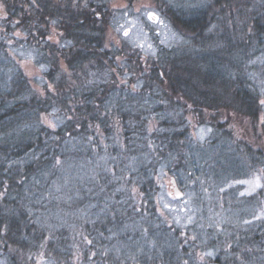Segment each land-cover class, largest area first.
Here are the masks:
<instances>
[{"label":"trees","instance_id":"16d2710c","mask_svg":"<svg viewBox=\"0 0 264 264\" xmlns=\"http://www.w3.org/2000/svg\"><path fill=\"white\" fill-rule=\"evenodd\" d=\"M221 2L216 0L209 13L165 1L164 13L190 44L163 49L152 60L128 45L108 48L109 1L5 3L10 23L28 32L30 42L45 45L53 20L72 42L68 48L50 42L43 47L51 64L45 94L20 71L5 75L0 68V254L10 264H35L42 256L57 264H138L143 254L148 258L141 264H157V252L169 256L162 264H173L175 256L186 260L181 250L196 228L182 235L158 212L160 185L149 175L154 165H146L144 157L151 145L159 154L158 163L179 162V178L189 174L201 196L211 192L209 207L219 204L224 210L237 202L232 192L222 189L224 181L243 173L246 158L250 163L264 161L260 94L252 87L249 71L248 77L241 74L261 52L252 55V47L264 43V24L254 15L255 31L246 20L238 36L222 25L226 43L239 37L244 41L239 51L229 50L235 72L229 64L224 72L222 58L210 49V25L218 19ZM125 72L129 77L124 82L120 76ZM139 81L143 85L137 88ZM53 108L66 117L58 129L41 118ZM154 121L158 125L149 129ZM206 124L214 128V136L202 144L210 157L197 149L202 145L195 144L190 130ZM221 131L224 141L217 136ZM123 147L139 157L127 180L128 168L115 159ZM55 181L62 183V191L50 197ZM245 216L224 220V231L208 236L203 232L200 242L219 238L209 248L220 250L224 240L237 244L238 251L228 257L231 264H264V221L247 225ZM75 224L76 229L68 228ZM75 249L76 261L65 263ZM214 263L222 264L219 253Z\"/></svg>","mask_w":264,"mask_h":264},{"label":"rangeland","instance_id":"374dc122","mask_svg":"<svg viewBox=\"0 0 264 264\" xmlns=\"http://www.w3.org/2000/svg\"><path fill=\"white\" fill-rule=\"evenodd\" d=\"M7 1L8 0H0V68H4L5 75L11 74L12 71H20L35 90L45 94L47 86L51 84L46 76V74L51 71V64L46 59L47 54L43 47H46L47 43L50 42L55 45L57 44L59 47L68 48L72 46V42L65 38L59 31L57 21L55 20L51 21L48 26L46 35L47 41L43 42L46 43L45 45L42 44V46L30 42L26 35L28 32H24L21 27H18L15 23H10V16L8 15L5 6ZM100 1H109L110 4L109 9L111 16L107 37L108 48L111 46L117 48L128 45L142 54H145L149 60H152L153 58H157L163 49H174L190 44V41L186 36L175 27L172 21L164 13L163 3L168 0ZM172 1L183 7L193 8L197 12L202 9H207L210 13L213 11L211 8L216 6V0ZM221 3L222 6H219V11H217L218 19H214L210 25L212 30H214L210 49L216 53L217 58H222L220 63L224 72L229 69L227 64H229L232 71L235 72L236 68L233 69L234 64L229 58V50L231 47L239 51L240 44L242 42L244 43L243 37H239V40L232 43H226L224 35L220 34L223 31L222 25L226 24V26L233 31V36H238L245 21L248 20L250 29L255 31L252 27V17L254 15L260 16L264 24V0H235L233 3H230V5L225 4V0H222ZM240 7L242 10H239ZM149 11H155L163 23H156L153 20L148 19L147 13ZM257 19L260 20L258 17ZM126 32L127 35H125ZM17 33H19V35H17ZM140 45H143V47ZM259 45L258 48H255L254 46L252 47V55L255 54V50L257 49L261 50V52L254 56L251 62H249V64L243 69L241 74H245L248 77L249 71L248 78L251 81L253 89L259 92V100L261 103V101L264 100V43H259ZM50 56L53 57L52 52L50 53ZM128 77L129 75L125 72L124 75L120 76V80L125 82ZM236 77H238L237 74L235 75L234 80ZM91 78L92 75L89 74L87 79L89 80ZM142 85L143 81L136 83L137 88L142 87ZM262 107L263 113L260 116L259 124L264 127V104H262ZM41 118L44 124L48 127H50L48 122L54 123L56 127L53 129L60 128L66 122L65 115L60 113L57 108H53L50 111L43 113ZM154 122L156 124L152 123L148 127L149 129H153L158 125L157 121ZM240 129H242V127H240ZM190 130L195 144L198 143L202 145L214 136V128L207 124L195 128L192 126ZM217 136L220 140L224 141L226 134L221 131L219 134L217 133ZM203 147L204 146L202 145L197 149H199L204 155L210 157L209 150L203 149ZM137 150L143 151V148H137ZM117 151L120 152L121 156H117L115 159L119 160V162L123 161V165L128 168L125 173L127 180V177L135 172L137 164L134 159H138L139 157L134 158L132 152H129L125 147L120 148ZM154 151L152 145L149 146L148 153L144 155L146 165L153 164L155 166L161 161L159 154ZM93 152L99 153L98 147H94ZM103 160L108 162L109 158L105 156ZM179 166H181L179 162H175L171 165L170 162L165 161L158 163L154 169L152 167V174L149 173V175L153 176L160 185V190L157 196L158 212L165 216L169 225L173 226V229H178L182 235H186L187 231L191 228H196L189 237L191 239L184 243L181 250V254L187 255L188 258L183 262H180L177 260L178 257L175 256L172 259L174 261L173 264H188L190 261H194V264H215L214 261L218 257V253L220 254L222 264H231L232 261L228 257H230V252L233 255V252L238 251L237 244H227L226 240H224V246L220 250L219 247L209 248L211 245H215V243L219 241V238L213 237L214 240L209 243H202L200 242V239L203 232L208 236L217 231H224L223 226L228 225L225 224L224 220L230 222L241 213L246 214L244 223L247 225L262 223L264 221V161L259 163L252 161L250 163L248 158H246L243 164V173H236L235 176L230 175L227 179L225 178L226 180L223 183L222 189L224 191L232 192V196L237 199V202L224 210L219 207V204L209 207L212 198L211 192L208 191V195L205 194L204 196H201L189 174L183 175V178H179L177 171V167ZM62 171L64 170L62 169ZM257 177H259L260 187H254ZM172 178H175L178 186L184 192V197L181 199H177L173 193ZM60 180L64 183L67 182L64 181L63 178ZM212 185L214 187V184ZM54 186H56V190L51 191L48 195L50 197L55 196L58 191H62V183L60 181H55ZM246 202H248L247 207ZM235 207L239 209H234ZM211 216H214V219L211 218L209 222H206ZM75 226L76 224L68 226V228L76 229ZM76 235L78 238L81 236V233L78 232ZM64 238L66 239L67 236ZM87 239L86 236L85 240L87 241ZM217 245L220 246L218 243ZM67 247L70 248L69 244ZM150 250H152L151 247ZM44 253L46 254V251ZM207 253H212V255L209 256ZM155 257L159 259L157 264H162L166 259H169V256L165 257L161 252H157ZM147 258V254H143L137 259V263L141 264L143 260ZM76 259L77 252L75 249L71 261H65V263H72L73 261H76ZM241 259L242 257L238 260L243 263L244 259ZM262 260H264V257ZM0 264H10V262L6 256L0 254ZM35 264L57 263L48 256H42Z\"/></svg>","mask_w":264,"mask_h":264},{"label":"snow or ice","instance_id":"6c2138e0","mask_svg":"<svg viewBox=\"0 0 264 264\" xmlns=\"http://www.w3.org/2000/svg\"><path fill=\"white\" fill-rule=\"evenodd\" d=\"M148 19L153 20L156 23H163V21L161 20V18L159 17V15L155 12V11H149L147 13ZM17 35H19V33H17ZM125 35H127V32L125 33ZM141 47H143V45H140ZM262 104H264V100L261 101ZM49 126L52 128H55L56 125L54 123L48 122ZM57 163H59V161H57ZM261 185L259 184V177L256 178V181L254 183V187H260ZM167 206V205H166ZM90 243V241H89ZM207 255H212V253H207Z\"/></svg>","mask_w":264,"mask_h":264},{"label":"water","instance_id":"95a60500","mask_svg":"<svg viewBox=\"0 0 264 264\" xmlns=\"http://www.w3.org/2000/svg\"><path fill=\"white\" fill-rule=\"evenodd\" d=\"M172 182V188H173V193L177 199H181L184 197V192L181 190V188L178 186L175 178L171 179Z\"/></svg>","mask_w":264,"mask_h":264},{"label":"flooded vegetation","instance_id":"af4514ba","mask_svg":"<svg viewBox=\"0 0 264 264\" xmlns=\"http://www.w3.org/2000/svg\"><path fill=\"white\" fill-rule=\"evenodd\" d=\"M132 85H134V84H132Z\"/></svg>","mask_w":264,"mask_h":264}]
</instances>
